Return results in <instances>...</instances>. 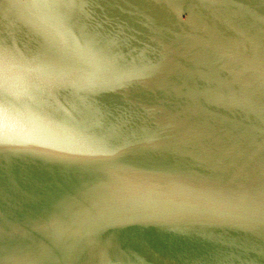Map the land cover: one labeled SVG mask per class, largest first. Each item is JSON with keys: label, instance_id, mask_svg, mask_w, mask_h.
<instances>
[{"label": "water", "instance_id": "obj_1", "mask_svg": "<svg viewBox=\"0 0 264 264\" xmlns=\"http://www.w3.org/2000/svg\"><path fill=\"white\" fill-rule=\"evenodd\" d=\"M14 3L0 0V46L24 61L45 54ZM85 3L77 30L115 40L112 57L142 78L91 97L59 89L50 109L79 120L91 105L131 132L152 129L167 168L146 170L135 150L118 162L41 144L0 153V264H261L264 225L206 209L249 203L264 185V0Z\"/></svg>", "mask_w": 264, "mask_h": 264}, {"label": "snow or ice", "instance_id": "obj_2", "mask_svg": "<svg viewBox=\"0 0 264 264\" xmlns=\"http://www.w3.org/2000/svg\"><path fill=\"white\" fill-rule=\"evenodd\" d=\"M5 7L29 14L33 30L44 41L45 54L24 61L9 46H0V153L15 155L41 144L74 161L118 162L135 150L145 157L143 168L165 170L169 145L152 129L131 132L91 105L79 120L57 119L50 109L49 101L59 89L70 88L77 95L91 97L108 82L124 87L142 78L136 68L112 57L115 40L105 42L85 27L77 30L74 22L84 13L85 0H16ZM261 118L264 120V113ZM53 130L55 142L46 135ZM206 210L222 216L251 215L264 225V185L249 203H213ZM56 224L53 216L44 227L54 235ZM260 235L264 264V229ZM92 243L103 246L95 234Z\"/></svg>", "mask_w": 264, "mask_h": 264}]
</instances>
